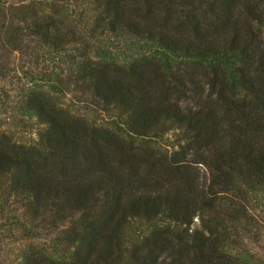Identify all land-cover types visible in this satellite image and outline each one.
Instances as JSON below:
<instances>
[{"label": "trees", "instance_id": "16d2710c", "mask_svg": "<svg viewBox=\"0 0 264 264\" xmlns=\"http://www.w3.org/2000/svg\"><path fill=\"white\" fill-rule=\"evenodd\" d=\"M158 1L167 32L108 1L109 17L100 18L108 29L144 37L156 51L153 65L118 71L91 43L99 25L82 26L73 0H0V50L43 65L45 76L73 74L129 113L113 139L32 91L28 108L47 125L41 142L17 144L0 132V177H10L32 221L82 212L70 236L29 244L19 264H264L244 243L264 229L255 203L264 200V0ZM162 119L184 131L180 158L136 145ZM195 215L201 227L190 232Z\"/></svg>", "mask_w": 264, "mask_h": 264}, {"label": "rangeland", "instance_id": "374dc122", "mask_svg": "<svg viewBox=\"0 0 264 264\" xmlns=\"http://www.w3.org/2000/svg\"><path fill=\"white\" fill-rule=\"evenodd\" d=\"M67 1V0H65ZM109 0H73V7L70 11L75 16H81L82 26L97 29V41L92 44L102 48L107 56H112L118 63V71L123 69L124 64L133 66L137 63L153 65L152 55L156 54L155 46L146 41L144 37L126 31L111 32L106 21L100 18H107V3ZM131 2V0H129ZM128 0L123 9L126 17L141 19L145 25L155 31L167 32V23L160 17L166 16L164 4L157 1L135 0L130 4ZM180 1L179 3H182ZM68 5L66 2L64 3ZM183 15H190L191 8L184 5ZM201 11V10H200ZM122 12V13H123ZM168 15H170L168 13ZM85 27V28H86ZM0 50V61L7 63L6 57H10L8 62L9 76L0 80V132L8 136L12 142L17 144H38L42 140L47 125L44 124L34 111L28 108V99L32 91L45 92L51 99L64 110V115L76 117L79 123L87 124L98 131H109L113 139H116V131L125 128L124 122L128 119L129 113H125L122 107L106 105L103 98L91 90L89 83L79 80L73 74L65 73L63 80L56 74L49 73L47 76L40 73L43 65H34L22 58L21 53H10ZM91 56L94 55L91 51ZM137 59V60H136ZM136 60V61H135ZM49 65L50 71L54 69V63L45 61ZM1 64V63H0ZM64 72H67V65H61ZM44 68V67H43ZM150 68V67H148ZM26 71H33L30 76ZM55 72L60 73V69L55 68ZM198 77L201 72H195ZM146 141L138 140L139 147L152 148L155 151L170 157H181V151L186 145L185 134L179 123L172 120H159L154 128L149 129ZM181 152V153H180ZM180 153V154H179ZM177 158V159H178ZM205 170L202 164L192 163ZM10 177H0V264H19L23 250L31 243L44 242L51 243L52 239L70 236L76 224L80 221L82 212L76 210L66 217L65 220L57 219V215L49 214V222L32 221L31 213L20 201V197L10 189ZM259 200H255L256 214L259 219L264 215L263 195H259ZM102 200L97 207L101 212ZM260 224H262L260 222ZM35 225L37 227H35ZM201 227V218L195 215L192 224L189 226L190 232ZM137 225H134L130 234L139 233ZM258 236L255 241L248 239L244 243L253 252L264 258V229L258 228ZM256 235V234H255ZM139 235L136 236V238Z\"/></svg>", "mask_w": 264, "mask_h": 264}]
</instances>
